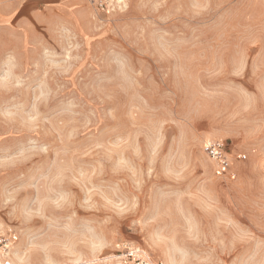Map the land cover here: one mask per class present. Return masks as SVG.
<instances>
[{
  "label": "rangeland",
  "instance_id": "obj_1",
  "mask_svg": "<svg viewBox=\"0 0 264 264\" xmlns=\"http://www.w3.org/2000/svg\"><path fill=\"white\" fill-rule=\"evenodd\" d=\"M9 235L11 264H264V0H0Z\"/></svg>",
  "mask_w": 264,
  "mask_h": 264
},
{
  "label": "built area",
  "instance_id": "obj_2",
  "mask_svg": "<svg viewBox=\"0 0 264 264\" xmlns=\"http://www.w3.org/2000/svg\"><path fill=\"white\" fill-rule=\"evenodd\" d=\"M202 149L214 164V174L216 176L228 179L235 178L233 163L242 157L240 153H229L225 142L220 138L205 141ZM14 238V235H9L8 237L0 236V264H11L8 260L4 259V253Z\"/></svg>",
  "mask_w": 264,
  "mask_h": 264
}]
</instances>
